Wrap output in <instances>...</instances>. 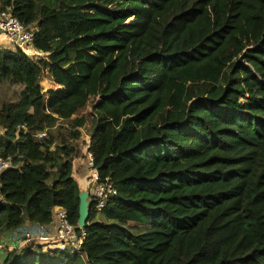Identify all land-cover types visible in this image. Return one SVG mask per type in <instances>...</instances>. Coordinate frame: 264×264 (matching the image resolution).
Masks as SVG:
<instances>
[{
  "label": "trees",
  "instance_id": "trees-1",
  "mask_svg": "<svg viewBox=\"0 0 264 264\" xmlns=\"http://www.w3.org/2000/svg\"><path fill=\"white\" fill-rule=\"evenodd\" d=\"M1 11L34 27L46 56L0 46V85L22 87L0 107V157L18 166L0 174V231L34 235L54 207L77 226L85 115L92 168L116 196L89 203L77 254L28 245L0 264H264V0H0ZM43 72L56 89L42 92Z\"/></svg>",
  "mask_w": 264,
  "mask_h": 264
},
{
  "label": "built area",
  "instance_id": "built-area-1",
  "mask_svg": "<svg viewBox=\"0 0 264 264\" xmlns=\"http://www.w3.org/2000/svg\"><path fill=\"white\" fill-rule=\"evenodd\" d=\"M34 32V27L23 26L9 11L0 12V35L5 37L14 49H19L28 58L39 60L46 55L34 49ZM18 129L25 130V127L20 126ZM44 136L45 132H42L34 137L40 140ZM87 166L91 169L87 187L89 198L91 201H97L96 210H99L110 198L116 196V191L110 178H105L102 182L98 181V175L92 168L90 155L87 157ZM12 168L18 169V166L13 163L12 156L0 157V174ZM38 229L37 235H26L17 248H6L1 245L0 249L12 252L14 249L20 251L25 246L33 245L40 246L43 252L56 250L77 254L82 247L85 233L78 225L74 226L68 221L67 211L62 207H54L51 212V222L47 225H39Z\"/></svg>",
  "mask_w": 264,
  "mask_h": 264
},
{
  "label": "rangeland",
  "instance_id": "rangeland-1",
  "mask_svg": "<svg viewBox=\"0 0 264 264\" xmlns=\"http://www.w3.org/2000/svg\"><path fill=\"white\" fill-rule=\"evenodd\" d=\"M3 39V43L5 42L4 38ZM8 43V42H7ZM9 47L6 46L7 49L10 50H14V48L10 45V43H8ZM40 87L42 89V92H45L49 89H56L55 85L53 84V82L51 81V78L49 77V75L47 73H44L41 75L40 77ZM22 87L21 86H13V85H9V84H1L0 85V107L4 104V103H11L14 104L17 102L18 100V96L19 93L21 91ZM91 103L89 102L86 107H84L80 112L79 115L81 114H88L91 113ZM86 116V124L85 126L81 129V140L79 142H77L78 147L81 149V151H83V153L85 155L82 156V158H85L84 160V164L87 166V142L89 141V135L92 129V118L88 115ZM2 131V130H1ZM0 131V133H1ZM76 159L78 157H75ZM88 172L91 171V169L87 166ZM78 182L80 183V190L81 191H87L86 189H84L85 187V181L82 180H78ZM81 183H84V185H82ZM89 202H91V199L89 198ZM95 222H101L104 221L100 215H97L94 218ZM123 229H126L127 231H129L130 234H140L145 232L146 230L149 229V225H142V224H137V223H128L126 225L122 226ZM2 233H4V231H0V235H2ZM82 260V264H87L86 260L83 258ZM76 264H80V263H76Z\"/></svg>",
  "mask_w": 264,
  "mask_h": 264
},
{
  "label": "crops",
  "instance_id": "crops-1",
  "mask_svg": "<svg viewBox=\"0 0 264 264\" xmlns=\"http://www.w3.org/2000/svg\"><path fill=\"white\" fill-rule=\"evenodd\" d=\"M2 37L3 36L0 35V46H2L3 48H6V46L9 47V45H8L9 42L7 43V40H5V37H3L4 40H5V42L3 43ZM88 142H87V144H88ZM87 148H88V145H87ZM83 155H85V154L83 153V151H81V156L79 158H77V159L76 158L73 159V162H72V174H73L74 180L76 181V183H77V185L79 187V190H80V185H79L80 183L78 182V180H80V181L84 180L85 181L84 189H86L87 190L86 192L88 193L87 187H88L89 172H88L87 166L84 164L85 158H82ZM87 156H88V153H87ZM81 184L84 185V183H81ZM28 225L29 224L26 223L25 227H29ZM49 231H50V229H49ZM38 233H39V229L37 228V233L36 234H38ZM36 234H34V235H36ZM26 235H31V234H26ZM26 235H25V237H26ZM24 239H22V240H24ZM22 240L16 241V238L13 235H11L10 232H4V233H2V235H0V246L3 245L6 248L7 247L8 248H11V247L12 248H17V246L19 245V243ZM37 247H39L41 249L40 246H37ZM6 253H7V249H0V261L5 256Z\"/></svg>",
  "mask_w": 264,
  "mask_h": 264
},
{
  "label": "water",
  "instance_id": "water-1",
  "mask_svg": "<svg viewBox=\"0 0 264 264\" xmlns=\"http://www.w3.org/2000/svg\"><path fill=\"white\" fill-rule=\"evenodd\" d=\"M89 194L86 191L79 190V211L77 225L83 229L89 219Z\"/></svg>",
  "mask_w": 264,
  "mask_h": 264
},
{
  "label": "bare ground",
  "instance_id": "bare-ground-1",
  "mask_svg": "<svg viewBox=\"0 0 264 264\" xmlns=\"http://www.w3.org/2000/svg\"><path fill=\"white\" fill-rule=\"evenodd\" d=\"M87 184V183H86Z\"/></svg>",
  "mask_w": 264,
  "mask_h": 264
},
{
  "label": "clouds",
  "instance_id": "clouds-1",
  "mask_svg": "<svg viewBox=\"0 0 264 264\" xmlns=\"http://www.w3.org/2000/svg\"><path fill=\"white\" fill-rule=\"evenodd\" d=\"M89 155V154H88Z\"/></svg>",
  "mask_w": 264,
  "mask_h": 264
}]
</instances>
